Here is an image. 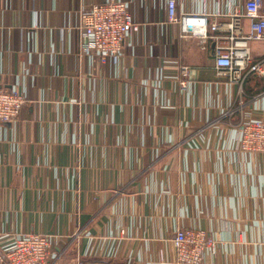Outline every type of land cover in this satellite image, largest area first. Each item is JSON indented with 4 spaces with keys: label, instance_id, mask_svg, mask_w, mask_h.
Here are the masks:
<instances>
[{
    "label": "crops",
    "instance_id": "crops-1",
    "mask_svg": "<svg viewBox=\"0 0 264 264\" xmlns=\"http://www.w3.org/2000/svg\"><path fill=\"white\" fill-rule=\"evenodd\" d=\"M108 1L0 0V90L27 98L0 121V252L38 233L49 264H181L173 239L193 229L217 243L202 264H264V155L241 145V127L264 119V74L231 83L214 40L168 21V0H119L141 28L117 62L92 60L79 12ZM250 48L264 63V41Z\"/></svg>",
    "mask_w": 264,
    "mask_h": 264
},
{
    "label": "built area",
    "instance_id": "built-area-1",
    "mask_svg": "<svg viewBox=\"0 0 264 264\" xmlns=\"http://www.w3.org/2000/svg\"><path fill=\"white\" fill-rule=\"evenodd\" d=\"M167 5L168 21L179 26L182 38L214 40L215 67L231 83L243 85L250 74H264V63L253 61L250 48L252 41H264V0H246L243 11L216 13L205 8L199 12L181 11L179 0H168ZM221 18L228 21L222 24ZM245 18L250 21L248 33L241 29ZM140 28L141 24L134 21L126 2L110 0L92 4L79 12L80 48L92 60L99 58L103 64L110 60L117 62L124 54L129 36ZM182 73L187 77L188 68L182 67ZM181 87L188 89L186 79L181 82ZM26 103L27 98L20 91L0 90V121L16 122ZM241 145L246 151L264 155V119L248 121L241 127ZM216 244L204 230H179L174 238L181 264H202L206 254L215 250ZM0 255L3 264H49L50 242L43 234H21L4 247Z\"/></svg>",
    "mask_w": 264,
    "mask_h": 264
},
{
    "label": "rangeland",
    "instance_id": "rangeland-1",
    "mask_svg": "<svg viewBox=\"0 0 264 264\" xmlns=\"http://www.w3.org/2000/svg\"><path fill=\"white\" fill-rule=\"evenodd\" d=\"M175 238V237H174ZM173 242H174V239H173ZM175 246V245H174ZM175 250H176V248H175ZM176 255H177V252H176ZM177 259H178V257H177ZM178 262H179V260H178ZM180 263V262H179Z\"/></svg>",
    "mask_w": 264,
    "mask_h": 264
}]
</instances>
